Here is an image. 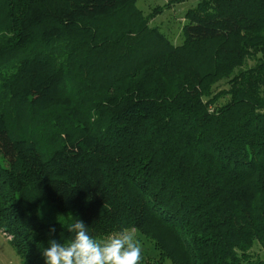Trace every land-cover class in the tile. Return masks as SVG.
I'll return each mask as SVG.
<instances>
[{
  "label": "trees",
  "instance_id": "1",
  "mask_svg": "<svg viewBox=\"0 0 264 264\" xmlns=\"http://www.w3.org/2000/svg\"><path fill=\"white\" fill-rule=\"evenodd\" d=\"M137 1L0 0V230L22 264L75 222L264 264V0H201L178 46Z\"/></svg>",
  "mask_w": 264,
  "mask_h": 264
},
{
  "label": "rangeland",
  "instance_id": "2",
  "mask_svg": "<svg viewBox=\"0 0 264 264\" xmlns=\"http://www.w3.org/2000/svg\"><path fill=\"white\" fill-rule=\"evenodd\" d=\"M200 1L201 0H183L182 2H176V0H138L136 2V7L145 15L152 13L153 10L158 7L161 8L160 13L151 19L149 24L151 27L158 28L174 45L178 46L181 45L184 40L182 30L186 24V13L195 8ZM253 64L254 62L250 63V65ZM226 88L227 84L223 81L215 87V92H219ZM127 232L133 235L134 240L138 241L142 248L140 264H158L160 253L155 244L136 230ZM110 237L99 239L98 242H104ZM10 238L11 237L0 230V264H22L21 258L9 242ZM253 252L264 258V250L259 245L254 248ZM167 264H169V262H167Z\"/></svg>",
  "mask_w": 264,
  "mask_h": 264
},
{
  "label": "clouds",
  "instance_id": "3",
  "mask_svg": "<svg viewBox=\"0 0 264 264\" xmlns=\"http://www.w3.org/2000/svg\"><path fill=\"white\" fill-rule=\"evenodd\" d=\"M74 239L66 244L55 241L44 251L46 264H140L142 248L129 232L98 242L87 232L83 222L71 225Z\"/></svg>",
  "mask_w": 264,
  "mask_h": 264
}]
</instances>
